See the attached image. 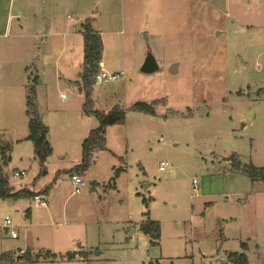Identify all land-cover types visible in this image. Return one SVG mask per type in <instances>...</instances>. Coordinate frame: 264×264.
<instances>
[{
	"label": "rangeland",
	"instance_id": "obj_1",
	"mask_svg": "<svg viewBox=\"0 0 264 264\" xmlns=\"http://www.w3.org/2000/svg\"><path fill=\"white\" fill-rule=\"evenodd\" d=\"M0 1V33L9 20L0 38L5 171L15 191L48 190L46 208L32 198L0 201V254L52 252L58 264H227L246 212L243 198L224 194L252 184L232 158L263 161L264 0ZM86 20L100 35L104 69L123 73L94 84L93 108H119L125 118L106 128V149L94 155L76 194L70 171L99 126L84 113L85 90L76 83ZM146 50L160 66L154 73L139 71ZM36 74V105L52 149L43 176L32 143L14 142L28 136L25 96ZM155 100L156 116L131 110ZM145 214L160 224L157 246L139 229ZM82 251L85 259L62 258ZM249 260L255 264L254 253Z\"/></svg>",
	"mask_w": 264,
	"mask_h": 264
},
{
	"label": "trees",
	"instance_id": "obj_2",
	"mask_svg": "<svg viewBox=\"0 0 264 264\" xmlns=\"http://www.w3.org/2000/svg\"><path fill=\"white\" fill-rule=\"evenodd\" d=\"M83 39V67L80 73V82H76L78 85H82L85 90V103L83 105V111L88 116H94L98 121V128L93 130L90 135L82 143V158L78 165L71 169V173L78 174L80 176L88 170L93 162L94 155L100 151L106 149L105 130L107 127L119 125L124 122V112L119 108L112 109L109 113L104 114L98 110H94L93 103L91 101L92 87L94 86V78L98 71V63L101 61L102 56V42L100 35L96 32L90 23V20H86L81 24L80 31ZM27 85V91L25 96V113L28 118V136L26 141H30L33 145L34 157L38 161L41 172L39 176L46 174L45 163L47 158L51 155L52 149L48 142V129L42 123L39 116V112L36 105V86L39 82V77L36 75L33 78L29 77ZM160 100H155L150 104L137 103L131 107V110L144 115L156 116V107L160 104ZM7 150H6V149ZM9 150V146L3 148L0 146V201H18L25 198H32L34 193L27 189H21L15 191L13 187L9 185L8 175L5 171L10 156L6 154ZM231 166L236 171L245 174L250 181H264V167H256L252 163L240 164L236 155L233 156ZM122 172L119 168L116 171L115 177ZM114 181V180H113ZM111 188H114V184H109ZM48 192L47 189L43 193ZM144 207L148 208V203L143 200ZM29 217V215H28ZM145 220L141 222L140 231L149 238L151 245H158L160 239V224L151 220L148 214H145ZM242 253H229L227 255V262L231 264H248V260L243 251H246V245L240 244ZM43 259L50 262L58 260L56 254L50 252H40ZM87 256L85 252L80 253H67L62 256L63 259L72 261L75 259H85ZM35 255H33L29 249L24 250L19 255H14L9 252L0 254V264H33L35 263ZM158 264V263H155Z\"/></svg>",
	"mask_w": 264,
	"mask_h": 264
},
{
	"label": "crops",
	"instance_id": "obj_3",
	"mask_svg": "<svg viewBox=\"0 0 264 264\" xmlns=\"http://www.w3.org/2000/svg\"><path fill=\"white\" fill-rule=\"evenodd\" d=\"M0 4H2V1H0ZM2 5L4 6V4H2ZM8 26H9V20H6L5 24H4V30L2 31V33H0V38H5L7 31H8ZM21 36L22 35H19L18 37L20 38ZM82 41H83V39H82ZM1 45L2 44H0V49H1ZM5 85L6 84H3L0 86V92L3 91V88L5 87ZM25 138H23V139L17 138L14 140V142L18 143L21 140H25ZM262 154H263L262 163H259L255 158L250 159L251 163L254 166L264 167V144L262 146ZM236 189L237 190H231L230 192L226 193V195L224 194V196L230 195V196H235L238 199L240 197L243 198L241 200L239 199L240 204H241L240 207L242 209H244V211L246 212V217H245V220L243 221V223H244L243 228L244 229L241 226V230H240L239 235H235V237L233 238V240L236 243H239V248L236 251L227 252L225 255V259L227 260V255L229 253H233V252L242 253V250L240 248V244L244 243L246 245V251H243V253L247 257L248 264L250 263L249 255L252 253L255 254V264H264V181H254V182H252V184L250 186H248L246 188H240V189L236 188ZM43 191H45V189L39 190L37 192H32V193H34V195L39 194L42 197H44V199H45L44 195L47 194V192L43 193ZM224 241H225V238L222 237L221 244L222 243L223 244L228 243L227 239H226V242H224ZM251 243L253 245L254 251H253V249L251 251ZM22 252H23V250L20 251V253H22ZM32 254L40 256L39 259H35L36 262H38V263L41 260L44 261V263H48V264H58L59 263L58 261L47 262V260L43 259V256L40 254V252L38 254H36V253H32ZM52 254H54V253H52ZM217 259H219V258L214 259V264H216ZM220 261H221V259H220ZM38 263H33V264H38ZM227 263L229 264L230 262H227Z\"/></svg>",
	"mask_w": 264,
	"mask_h": 264
},
{
	"label": "built area",
	"instance_id": "obj_4",
	"mask_svg": "<svg viewBox=\"0 0 264 264\" xmlns=\"http://www.w3.org/2000/svg\"><path fill=\"white\" fill-rule=\"evenodd\" d=\"M122 75H123L122 72H108V71H106L104 69L103 62L100 61L98 63V71H97V73L95 75L94 83H95V85H100L102 83L113 82V81H116L119 78H121ZM61 97L64 98L63 95H61ZM159 169H160V171H163L164 170V166L163 165L160 166ZM15 176L22 177V176H24V173L23 172H21V173H17L16 172ZM70 179H71L73 185L75 186L74 193H76V194L80 193V187L85 185V183H84V181L82 179V176H80L78 174H72L70 176ZM192 185L194 186V190H197L196 189V181L195 180H193ZM32 200L35 203V205L40 207V208H46L47 207V203H46L44 197H42L39 194H35L32 197ZM4 223H5L4 228H5L6 232L9 233L10 238L11 239H16L18 237V235H17V233L15 231V227L11 225L10 219L8 217L4 218Z\"/></svg>",
	"mask_w": 264,
	"mask_h": 264
},
{
	"label": "water",
	"instance_id": "obj_5",
	"mask_svg": "<svg viewBox=\"0 0 264 264\" xmlns=\"http://www.w3.org/2000/svg\"><path fill=\"white\" fill-rule=\"evenodd\" d=\"M160 68L158 61L156 57L149 51L146 50L142 63L140 64L139 71L145 74H150L158 71ZM169 72L171 74H174L176 72V65H172L169 69ZM79 246V245H78ZM100 253H96V256H99ZM39 255L35 256V259H39ZM220 259L216 260V263H218Z\"/></svg>",
	"mask_w": 264,
	"mask_h": 264
}]
</instances>
